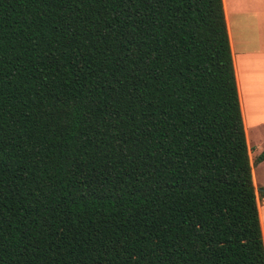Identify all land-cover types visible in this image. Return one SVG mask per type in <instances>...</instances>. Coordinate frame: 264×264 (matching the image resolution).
Instances as JSON below:
<instances>
[{
	"label": "trees",
	"instance_id": "trees-1",
	"mask_svg": "<svg viewBox=\"0 0 264 264\" xmlns=\"http://www.w3.org/2000/svg\"><path fill=\"white\" fill-rule=\"evenodd\" d=\"M245 137L221 0H0V264H264Z\"/></svg>",
	"mask_w": 264,
	"mask_h": 264
},
{
	"label": "crops",
	"instance_id": "crops-1",
	"mask_svg": "<svg viewBox=\"0 0 264 264\" xmlns=\"http://www.w3.org/2000/svg\"><path fill=\"white\" fill-rule=\"evenodd\" d=\"M221 4L247 139L244 99L258 102V112L253 109V123L264 124V0H221ZM263 163L264 160L258 164ZM251 179L253 186H258L253 167ZM256 208L264 246V198L257 195Z\"/></svg>",
	"mask_w": 264,
	"mask_h": 264
},
{
	"label": "rangeland",
	"instance_id": "rangeland-1",
	"mask_svg": "<svg viewBox=\"0 0 264 264\" xmlns=\"http://www.w3.org/2000/svg\"><path fill=\"white\" fill-rule=\"evenodd\" d=\"M251 101L248 102L247 99L243 100L244 109H245V119H246V127H247V139L246 145L248 149V157L251 167H253V171L255 173L256 178L258 179V186H254L255 194L260 197L259 193L261 190H264V163L260 164H252L258 154L264 149V124L262 122H257L259 124H254L252 114L254 111L258 112L256 109L259 107L258 102ZM255 104V105H254ZM258 105V106H256ZM254 109V111H253ZM252 116V119L250 118ZM262 117V116H260ZM260 163V162H259Z\"/></svg>",
	"mask_w": 264,
	"mask_h": 264
}]
</instances>
